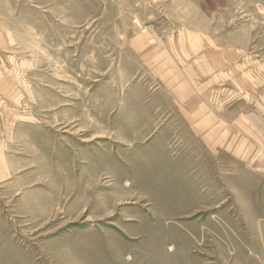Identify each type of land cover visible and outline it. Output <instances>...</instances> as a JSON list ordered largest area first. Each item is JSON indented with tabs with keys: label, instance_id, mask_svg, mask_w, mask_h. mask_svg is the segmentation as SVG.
I'll return each mask as SVG.
<instances>
[{
	"label": "rangeland",
	"instance_id": "rangeland-1",
	"mask_svg": "<svg viewBox=\"0 0 264 264\" xmlns=\"http://www.w3.org/2000/svg\"><path fill=\"white\" fill-rule=\"evenodd\" d=\"M169 38L264 95V0H0V264H264V126L207 148Z\"/></svg>",
	"mask_w": 264,
	"mask_h": 264
},
{
	"label": "crops",
	"instance_id": "crops-1",
	"mask_svg": "<svg viewBox=\"0 0 264 264\" xmlns=\"http://www.w3.org/2000/svg\"><path fill=\"white\" fill-rule=\"evenodd\" d=\"M157 47L156 61L162 62L163 58V64L169 68L167 72L181 79V89L176 93L175 101H187L192 106L195 104L194 108L187 109L188 120L192 121L196 131L205 130V146L211 148L213 145V148H220L231 157L240 156V145L247 146L252 141L254 121L258 122V134L261 132L259 128L264 126L263 111L258 114L252 105L258 99L256 101L262 108L264 95L246 97L248 106L241 112L238 108L240 102L232 99V96L228 98L226 91L227 86H234L240 91L245 83L242 79L251 73L250 70L239 73L233 68L236 60L234 50H220V47L215 48L206 42L169 38L163 45L157 44ZM202 89L205 92L201 94ZM246 90L253 93L252 88ZM231 100L239 102L238 105Z\"/></svg>",
	"mask_w": 264,
	"mask_h": 264
},
{
	"label": "bare ground",
	"instance_id": "bare-ground-1",
	"mask_svg": "<svg viewBox=\"0 0 264 264\" xmlns=\"http://www.w3.org/2000/svg\"><path fill=\"white\" fill-rule=\"evenodd\" d=\"M126 183V182H125Z\"/></svg>",
	"mask_w": 264,
	"mask_h": 264
}]
</instances>
